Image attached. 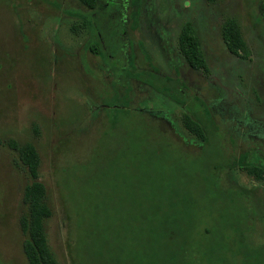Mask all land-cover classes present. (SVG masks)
Returning <instances> with one entry per match:
<instances>
[{
  "label": "rangeland",
  "instance_id": "obj_1",
  "mask_svg": "<svg viewBox=\"0 0 264 264\" xmlns=\"http://www.w3.org/2000/svg\"><path fill=\"white\" fill-rule=\"evenodd\" d=\"M259 2L125 0L109 11L127 23L123 53L112 56L99 40L98 53L90 50L93 15L77 0H0V264H26L19 216L29 179L9 141L38 155L51 211L44 234L58 264H117L115 249L135 243L140 227L160 228L154 209L176 216L187 208L191 237L202 245L210 243L203 231L219 222L225 235L243 224L247 244L264 246V179L239 167L250 149L264 150ZM226 19L240 27L246 59L226 50ZM185 22L200 39L208 75L177 50ZM143 71L163 76L169 94ZM183 114L217 132L209 145L186 131Z\"/></svg>",
  "mask_w": 264,
  "mask_h": 264
},
{
  "label": "trees",
  "instance_id": "obj_2",
  "mask_svg": "<svg viewBox=\"0 0 264 264\" xmlns=\"http://www.w3.org/2000/svg\"><path fill=\"white\" fill-rule=\"evenodd\" d=\"M77 1L93 15V17L89 16V20L91 33L96 38V44H92L90 50L94 54L98 53L100 46L97 41L99 40L104 43L107 54L110 53L115 56L122 52L127 40L125 15L123 17L122 14H119L118 17H113L109 11L114 10V13H118L120 8L124 9L125 0H121V2L120 0ZM204 1L207 4L217 2V0ZM258 10L260 14H264V0H260ZM107 20H111V24ZM106 27L109 29L108 33ZM220 33L225 48L230 54L242 59L247 58V46L242 38L240 27L234 20L226 19L221 25ZM176 45L178 52L191 70L208 75L209 68L200 39L189 23L185 22L181 25L177 34ZM123 71L125 70H115L119 74H123ZM140 74L144 76L148 84L158 86L162 92L168 93L164 86L165 78L163 76L151 71H143ZM170 84L172 83L166 82V85ZM173 91L182 101L186 100V96L178 88L174 87ZM196 118L193 119L189 114H183L182 125L191 136L202 141V148H204L211 143L212 137L216 136L217 132L199 115ZM141 122L145 121L142 120ZM144 124L150 127L153 125L147 122ZM8 146L16 153L15 165L18 168L21 167L29 179L22 190V210L19 216V228L24 237L22 253L25 262L26 264H58L48 247L44 234L43 222L51 215V211L44 202V187L37 181L38 155L33 146L28 143L20 145L14 141H9ZM250 157L254 159V164L250 162ZM226 163L225 160L222 166H218L216 173ZM239 167H244L248 174L258 179H264V152L258 149H250L239 160ZM213 170L209 175L212 180L209 184V191L214 195L213 201H217L221 189L218 184V191H214L217 186V178L214 176ZM159 210L154 209L151 222L153 223L157 218L156 215H158L160 228L154 225L155 227L150 226L143 232L140 227L135 243L131 245L121 244L115 249L118 251L115 256L116 259H119L117 264H195L194 261H197V264H264V246L251 248L247 244L245 232L243 233L245 231L243 224H241L240 229L229 228L226 235L223 233L219 222L216 231L214 227L211 230H202L203 234L209 236L210 242L207 245H202L191 237L193 230L192 224L188 220L190 214L187 208L182 213H174L176 216L164 211L159 214ZM181 220H183L182 223ZM197 235L199 236V232Z\"/></svg>",
  "mask_w": 264,
  "mask_h": 264
},
{
  "label": "flooded vegetation",
  "instance_id": "obj_3",
  "mask_svg": "<svg viewBox=\"0 0 264 264\" xmlns=\"http://www.w3.org/2000/svg\"><path fill=\"white\" fill-rule=\"evenodd\" d=\"M106 7H108V5H105ZM112 16V15H111ZM260 16L262 17V20L264 21V14H260ZM186 63V62H185ZM260 151H263L264 152V150H260Z\"/></svg>",
  "mask_w": 264,
  "mask_h": 264
}]
</instances>
